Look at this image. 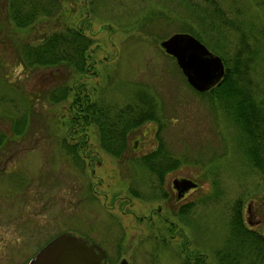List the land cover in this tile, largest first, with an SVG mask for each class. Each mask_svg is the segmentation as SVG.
Here are the masks:
<instances>
[{"label": "rangeland", "instance_id": "374dc122", "mask_svg": "<svg viewBox=\"0 0 264 264\" xmlns=\"http://www.w3.org/2000/svg\"><path fill=\"white\" fill-rule=\"evenodd\" d=\"M28 5L33 20L17 26L12 14ZM212 5L241 30L250 26L256 49L249 83L260 102L264 0H0V264H24L62 231L97 243L105 264L122 257L126 264H261V254L232 235L229 220L238 201L243 224L264 235L262 174L240 147L233 115L218 99L196 93L159 45L174 31L201 26L198 17H209ZM66 26L92 39L93 71L77 81L95 101L110 114L127 105L135 116L136 106L152 105L154 119L131 129L121 154L103 148L93 121L68 139L85 138L87 146L74 157L65 153L60 140L69 97L50 102L44 92L77 73L26 69L16 61L22 42ZM209 28L207 47L230 57L238 32ZM154 151L153 158L141 157ZM178 175L195 182L186 219L168 185Z\"/></svg>", "mask_w": 264, "mask_h": 264}, {"label": "trees", "instance_id": "16d2710c", "mask_svg": "<svg viewBox=\"0 0 264 264\" xmlns=\"http://www.w3.org/2000/svg\"><path fill=\"white\" fill-rule=\"evenodd\" d=\"M46 12H48V8H46ZM35 13L34 6L28 5L22 13L14 12L12 20L17 26L26 25L33 20ZM213 17L218 19L217 23ZM198 18L201 26L183 27L182 31L190 32L206 46L209 42L204 40L206 38H204L203 32L207 27L213 29L221 27L222 24L226 29L238 32L239 45L234 48L230 57L220 54L224 64L221 78L207 90H195V92L202 96L218 99L221 106L233 115L241 132L239 134L240 147L250 163L261 172L264 182V96L260 102L255 101L249 83L250 62L256 49L252 43L254 38L250 26L249 29L241 30L239 24L226 17L223 18L221 9L214 5L211 6L209 17L202 15ZM91 43L90 35L81 28L66 26L62 29L45 32L38 40L22 42L16 50V61L22 68H48L52 74L60 70L67 77L74 72L77 73L71 83H68L67 80H63L59 84L55 82L44 92L45 98L50 102H58L69 97L66 108V133L61 137L60 147L73 157L77 156V147L85 146L86 139L70 142L72 134L83 130L92 121L97 123L99 142L103 148L120 154L122 150L126 149L127 136L131 129L147 118L154 119L151 116L152 109L150 107L152 105L145 109L136 106L140 110V113L136 111V116L133 112L129 113V106L125 105L123 108L119 107L110 116L108 106L95 101L89 91L83 88V84L77 81L81 75L87 76L90 71H93L95 61L91 57L93 51ZM93 46H97V44L95 43ZM212 46L215 48L214 45ZM176 68L178 69V67ZM7 81L11 82L9 79ZM147 112L150 113L147 114ZM81 142L82 145H79ZM154 155L157 156L155 151L142 154L141 157L149 159ZM161 171L158 173L160 174ZM239 205L238 201L234 202V209L229 220L231 233L237 236L241 242L247 241L250 249L256 254L260 253V262L264 264V235L250 230L243 224ZM246 264L256 263L251 260Z\"/></svg>", "mask_w": 264, "mask_h": 264}, {"label": "water", "instance_id": "95a60500", "mask_svg": "<svg viewBox=\"0 0 264 264\" xmlns=\"http://www.w3.org/2000/svg\"><path fill=\"white\" fill-rule=\"evenodd\" d=\"M163 51L171 55L188 84L197 91L213 86L223 75L221 57L187 31H174L159 40ZM185 184L193 181L186 178ZM104 250L87 236L62 231L41 245L24 264H105ZM115 264H126L121 258Z\"/></svg>", "mask_w": 264, "mask_h": 264}, {"label": "flooded vegetation", "instance_id": "af4514ba", "mask_svg": "<svg viewBox=\"0 0 264 264\" xmlns=\"http://www.w3.org/2000/svg\"><path fill=\"white\" fill-rule=\"evenodd\" d=\"M71 138L72 139L75 138V135L73 134ZM83 139H85V138H83ZM76 141L77 140H74V141L72 140L71 142H76ZM79 145H82V142L79 143ZM86 146H87V142H85V146L84 147H86ZM153 157H155V156H152L151 158H153ZM87 159H88V163H89L90 162L89 159H91V158L88 157ZM161 170H163V169H161ZM161 174H159V176L164 181L165 177L163 178V176H161ZM186 178H189V177L183 176V175L173 176V177L170 178V180L168 182L170 191L174 194L173 202L174 201L175 202L180 201L179 202L180 206H179V208L177 207L176 211L177 212L181 211L182 215L183 216L185 215V219H186V216H187L188 206H189V201H188V198H187L188 197V193L195 186V182L193 181V179H191L193 181V184L186 186L185 181H184ZM162 197H166V195H163ZM164 200H166V199H164ZM155 211H159V205L156 206ZM148 218H151V213H149ZM167 222H168L169 225L172 226V228H174L176 226V224H177L173 220H167ZM185 260H189V255L188 254H186Z\"/></svg>", "mask_w": 264, "mask_h": 264}]
</instances>
